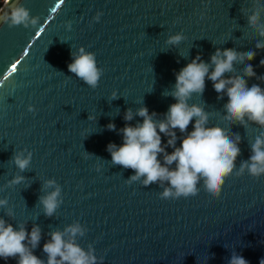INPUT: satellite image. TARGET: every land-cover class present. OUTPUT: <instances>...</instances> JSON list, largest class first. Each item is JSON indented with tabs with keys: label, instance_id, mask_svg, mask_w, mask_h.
Returning <instances> with one entry per match:
<instances>
[{
	"label": "water",
	"instance_id": "obj_1",
	"mask_svg": "<svg viewBox=\"0 0 264 264\" xmlns=\"http://www.w3.org/2000/svg\"><path fill=\"white\" fill-rule=\"evenodd\" d=\"M18 2L35 24L10 26L8 17ZM253 8L250 0L3 1L0 199L6 204L0 205V218L28 231L39 226L35 255L46 261L42 246L49 233L79 224L83 235L77 234L75 242L91 251L94 264H229L233 254L259 264L264 258V173H237L264 128L247 117L244 124L229 123L223 107L227 96L218 98L207 77L203 93L193 94L189 103L205 109L209 125H219L232 139L240 137V154L218 195L200 179L194 195L163 198L166 181L144 185L143 177L132 180L134 170L114 164L107 149L109 143L123 142L120 130L126 123L142 122L136 115L141 106L155 112L154 119L164 118L175 102L164 93L197 54L210 63L217 48L255 51L244 64H252L256 76L245 79L249 87L264 88L259 79L264 47L255 46L264 37L247 21ZM177 33L183 39L168 43ZM80 47L92 52L102 69L95 88L68 70L71 54ZM244 64L235 63V72L225 76L243 75ZM127 109L131 121L124 120ZM110 122L115 130L108 129ZM175 131L179 146L184 134ZM161 139L171 152L162 133ZM16 153H31L23 171L12 159ZM159 159L163 162L162 154ZM16 176L23 179L11 183ZM48 180L55 185L47 186ZM55 186L60 188L58 207L46 216L39 198ZM0 264H16V258H0Z\"/></svg>",
	"mask_w": 264,
	"mask_h": 264
},
{
	"label": "clouds",
	"instance_id": "obj_2",
	"mask_svg": "<svg viewBox=\"0 0 264 264\" xmlns=\"http://www.w3.org/2000/svg\"><path fill=\"white\" fill-rule=\"evenodd\" d=\"M254 5L253 11L247 16L250 27H255L258 34L264 37V21H261V10L264 3L261 0H250ZM8 19L10 26L35 24L36 18L30 17L29 10L22 5L11 11ZM183 39L177 33L168 37V43L177 44ZM256 48L264 47V42L257 41ZM72 60L67 67L69 72L75 74L88 86L95 88L100 80L102 69L97 67L95 55L86 52L80 47L78 53H72ZM256 53L253 50L237 52L232 48H217L210 56V63L204 62L197 54L190 62L184 65L175 74V84L165 95L174 98V103L168 106L163 119H154L155 112L149 113L146 106L136 110V115L142 117V122L135 125L125 124L120 130L123 142L117 146L109 143L107 146L114 164L134 170L132 180L143 177V184L149 185L157 182H167L161 196L163 198L194 195L196 185L203 179L209 193L218 195L224 178L235 167L236 157L240 154L237 135L232 139L219 125H209V114L197 103H189L193 94H202L205 88V77L212 81V86L218 94L227 96L224 104L225 119L229 123H245V117L261 128H264V88L259 84H247L245 77H254L256 73L253 65L244 62L251 61ZM235 63L244 64L243 75H229L233 73ZM264 65V58L260 60ZM211 68V71H210ZM264 80V76L259 77ZM115 97V93H113ZM29 111L34 109L29 106ZM133 113L127 109L124 114L125 121H131ZM91 118V117H90ZM192 130L188 131L189 124ZM108 129L115 130V125L109 123ZM184 134L176 146V131ZM161 133L167 137V145L173 150L166 152L162 144ZM162 154L163 162L159 159ZM15 165L25 170L30 163L31 153L24 156L16 153L12 157ZM175 167H170L171 165ZM247 169L252 176L264 173V133L255 137L251 143V155L247 161H242L239 172ZM23 177L16 176L11 183H19ZM47 186L55 185L54 180H48ZM59 186L39 198L43 205L44 214L51 216L58 207ZM6 200L0 199V205H5ZM11 215L9 211L7 213ZM77 234L83 235L79 224L68 225L61 230L49 233L50 239L42 246L46 254V261L34 254V249L41 240V229L33 225L28 231L23 224L16 228L0 218V258L8 260L16 258V264H94L95 257L91 251L85 252L75 242ZM229 264H249L243 256L231 257ZM264 264V258L259 260Z\"/></svg>",
	"mask_w": 264,
	"mask_h": 264
},
{
	"label": "snow or ice",
	"instance_id": "obj_3",
	"mask_svg": "<svg viewBox=\"0 0 264 264\" xmlns=\"http://www.w3.org/2000/svg\"><path fill=\"white\" fill-rule=\"evenodd\" d=\"M54 10H55V9H53V11H54ZM12 69H13V70L15 69V65L12 66Z\"/></svg>",
	"mask_w": 264,
	"mask_h": 264
},
{
	"label": "built area",
	"instance_id": "obj_4",
	"mask_svg": "<svg viewBox=\"0 0 264 264\" xmlns=\"http://www.w3.org/2000/svg\"><path fill=\"white\" fill-rule=\"evenodd\" d=\"M4 1V0H3ZM3 1H0L1 3H0V5L3 3Z\"/></svg>",
	"mask_w": 264,
	"mask_h": 264
},
{
	"label": "rangeland",
	"instance_id": "obj_5",
	"mask_svg": "<svg viewBox=\"0 0 264 264\" xmlns=\"http://www.w3.org/2000/svg\"><path fill=\"white\" fill-rule=\"evenodd\" d=\"M0 1H3V0H0ZM1 3V2H0Z\"/></svg>",
	"mask_w": 264,
	"mask_h": 264
}]
</instances>
